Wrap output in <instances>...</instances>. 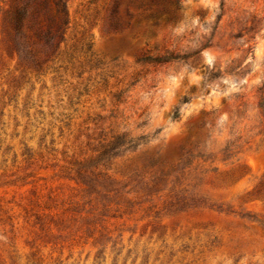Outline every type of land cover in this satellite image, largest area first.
I'll return each mask as SVG.
<instances>
[{
	"label": "rangeland",
	"instance_id": "rangeland-1",
	"mask_svg": "<svg viewBox=\"0 0 264 264\" xmlns=\"http://www.w3.org/2000/svg\"><path fill=\"white\" fill-rule=\"evenodd\" d=\"M11 2L0 264H264V0H65L53 54Z\"/></svg>",
	"mask_w": 264,
	"mask_h": 264
},
{
	"label": "trees",
	"instance_id": "trees-1",
	"mask_svg": "<svg viewBox=\"0 0 264 264\" xmlns=\"http://www.w3.org/2000/svg\"><path fill=\"white\" fill-rule=\"evenodd\" d=\"M173 1L177 8L180 0ZM163 12L168 13L169 8L162 6L150 13V16ZM7 22L14 34L23 37L25 40L20 41V45L25 52L31 54L32 50L27 43L28 41H36L35 43L40 45L42 49L53 54L63 40L69 22L66 2L65 0H12L7 14ZM192 54H195V52ZM182 58H186V56ZM119 140L118 136H114L101 145L98 157L108 158L114 148L124 144V141Z\"/></svg>",
	"mask_w": 264,
	"mask_h": 264
}]
</instances>
